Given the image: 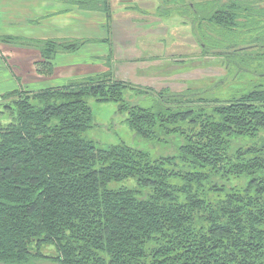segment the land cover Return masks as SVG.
Masks as SVG:
<instances>
[{"label":"trees","instance_id":"16d2710c","mask_svg":"<svg viewBox=\"0 0 264 264\" xmlns=\"http://www.w3.org/2000/svg\"><path fill=\"white\" fill-rule=\"evenodd\" d=\"M155 1L157 17L193 21L229 80L264 75L253 70L264 62V0ZM70 2L110 15L100 0ZM0 41L47 62L85 42ZM43 60L37 71L52 74ZM225 78L155 93L102 74L1 94L0 264H264V83L207 97ZM144 97L153 106L130 102ZM89 98L117 104L146 147L87 137Z\"/></svg>","mask_w":264,"mask_h":264},{"label":"rangeland","instance_id":"374dc122","mask_svg":"<svg viewBox=\"0 0 264 264\" xmlns=\"http://www.w3.org/2000/svg\"><path fill=\"white\" fill-rule=\"evenodd\" d=\"M88 4L91 5V3ZM155 9L153 0L109 2L111 19L109 21L111 25H114V31L123 33L121 30L123 25L131 23V28L135 30L134 35L131 36L132 43H134V49L141 53V56L132 54L124 57L118 51L117 55L121 57V61L116 63L112 79L156 93L162 89L172 92H182L186 88L209 89L211 85L226 76L223 84L207 93V97L218 98L231 97L236 93L252 89L254 84L264 83V75L252 77L240 74L235 80H229L231 72H227L219 59L200 54L199 45L190 34L188 25L181 24L175 16L173 19L159 18L154 14ZM255 57L260 58V56ZM261 58L264 60V56ZM261 65V69L253 70L258 73L264 72V62ZM127 94L132 93L128 91ZM130 102L138 103L143 107L154 104V100L149 97L132 98ZM88 103L92 109L94 121L91 128L87 130L86 136L93 139L96 144L108 146L123 143L135 148L146 147V144L138 140L126 125L124 117L117 112V104L96 102L93 98H89ZM159 153L160 151L157 154Z\"/></svg>","mask_w":264,"mask_h":264},{"label":"crops","instance_id":"0c3cea01","mask_svg":"<svg viewBox=\"0 0 264 264\" xmlns=\"http://www.w3.org/2000/svg\"><path fill=\"white\" fill-rule=\"evenodd\" d=\"M109 19L102 12L81 10L69 0H0V37L85 41L73 52H57L48 61L53 69L50 75L37 71L36 64L43 59L33 46L0 41V95L61 87L102 74L113 77L121 61L118 51L124 57L141 53L132 43V24L123 25L121 33L114 31Z\"/></svg>","mask_w":264,"mask_h":264},{"label":"flooded vegetation","instance_id":"af4514ba","mask_svg":"<svg viewBox=\"0 0 264 264\" xmlns=\"http://www.w3.org/2000/svg\"><path fill=\"white\" fill-rule=\"evenodd\" d=\"M71 0H69V2H70ZM100 1H103L108 7H109V2L110 1H113V0H100ZM153 2L155 3V6L157 7V2L155 1V0H153ZM71 3H73V2H71ZM261 3H263V0H257V6H259V7H261ZM175 16V15H174ZM173 16V17H174ZM173 17H171V19H173ZM176 17V19H179L180 20V22H181V24H183V25H188L189 26V31H190V34L192 35V37H193V39L196 41V43H198V45H199V48H200V54H203V49L205 50V46H204V44L205 43H203L202 42V38H201V36H200V33H199V31L195 28V26H194V24H193V21L191 22L190 21V18H188V20H183L181 17H179V16H175ZM206 26V25H205ZM206 33V32H205ZM208 34V33H207ZM212 33H209V35H211ZM206 45V44H205ZM262 48V47H261ZM207 50H208V55H206V56H208V57H210V55H211V57L210 58H215V54H213V53H211L212 51H216V50H210L209 48H207ZM220 61V60H219ZM221 62V61H220ZM221 64H222V62H221ZM223 65V64H222Z\"/></svg>","mask_w":264,"mask_h":264}]
</instances>
